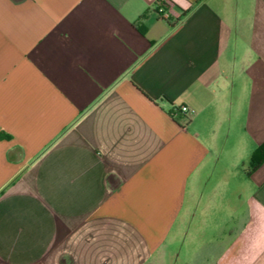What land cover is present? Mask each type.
<instances>
[{"label":"crops","instance_id":"obj_1","mask_svg":"<svg viewBox=\"0 0 264 264\" xmlns=\"http://www.w3.org/2000/svg\"><path fill=\"white\" fill-rule=\"evenodd\" d=\"M262 144L264 0H0V264H264Z\"/></svg>","mask_w":264,"mask_h":264},{"label":"trees","instance_id":"obj_2","mask_svg":"<svg viewBox=\"0 0 264 264\" xmlns=\"http://www.w3.org/2000/svg\"><path fill=\"white\" fill-rule=\"evenodd\" d=\"M262 163H264V144L260 145L251 156L248 174L255 171Z\"/></svg>","mask_w":264,"mask_h":264},{"label":"built area","instance_id":"obj_3","mask_svg":"<svg viewBox=\"0 0 264 264\" xmlns=\"http://www.w3.org/2000/svg\"><path fill=\"white\" fill-rule=\"evenodd\" d=\"M165 2L163 1H159L157 2V4L155 5V10L157 12V14H159L160 16H166L167 14L165 12ZM178 112L184 114L186 116V118H190L193 115V112L191 110H189L186 106H180L178 107Z\"/></svg>","mask_w":264,"mask_h":264}]
</instances>
